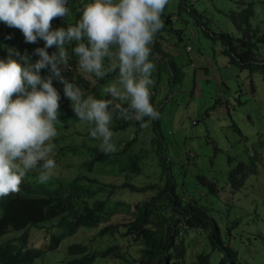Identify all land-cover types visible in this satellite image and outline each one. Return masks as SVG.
<instances>
[{"label":"trees","instance_id":"trees-1","mask_svg":"<svg viewBox=\"0 0 264 264\" xmlns=\"http://www.w3.org/2000/svg\"><path fill=\"white\" fill-rule=\"evenodd\" d=\"M90 2L92 0H67L66 6L69 9V14L64 19H54L52 27L75 25L82 15L84 4ZM232 4L233 7L225 11L232 30H222L225 33L220 34V40L224 47L229 45L224 53L230 54V60L240 65V67L257 70L264 78V61L260 56L261 54L264 56V32L257 23H254L255 21H261V12L260 10L257 12L253 0H233ZM178 6L181 7V5ZM170 9L171 7L167 11ZM211 11L220 13L219 10L215 9ZM170 16V13H167L164 9L161 17L163 25L168 24L172 27V31H177L178 35L181 36V28L171 25L172 19ZM183 17L185 18L187 15L183 13V16H180L177 20ZM196 17L195 21L201 23L203 15L196 13ZM163 30L162 28L160 31ZM160 31L156 34V37L159 34V38H163L165 34ZM202 31L205 36H212V38H216V36L207 32L210 31L213 34L218 32L217 30H208L207 27H203ZM9 34L12 36L11 39H7ZM43 46V40L38 41L36 44L25 43L20 30L9 28L0 23V58L7 56L6 50L8 47H14L21 54L27 52L31 61L34 62L39 58L33 54L34 49ZM73 47L74 44L71 43L66 45L69 63L68 69L63 73L64 77L80 87L84 93V98L91 95L96 99H111V96L103 90L118 75V71H109L103 78H96L94 74L84 73L79 67L78 58L72 51ZM151 47L152 53L153 50L160 51L161 49L157 44H152ZM55 50V48L48 49L50 54ZM164 55L159 59L156 57H150V59L160 63L161 68L157 66L159 74L161 70H167L165 73L168 83H166L164 76L161 77L163 83L171 89L173 84L180 81L182 65L178 61L176 51H170ZM107 63L106 61V67ZM162 67H165V69ZM41 74L47 75V71L42 70ZM54 86L60 93L64 94L62 84L54 81ZM154 96L156 97L154 94L151 96L152 104ZM60 100L71 104L65 96ZM117 102L122 103L124 107L128 106L127 101ZM219 103L220 101L214 102L211 107L216 109V118L222 122V126L227 131L228 129L223 120L224 112L230 114L232 107L229 99H227L224 103V107L227 109L219 111ZM156 110L160 115L158 119L148 121V126L151 128L148 126L142 128L140 122L133 121L132 114L128 119H123L119 114H116L110 126L114 134L113 142L116 145V151L111 154L102 152L99 147L100 140L90 135V128L93 125L83 121L81 123L76 122L73 117L63 116L62 123L55 126L58 134L53 140L55 151L52 158L56 164L60 165L68 155L78 156L77 161L73 162L76 173L75 175L62 176L54 172V179L46 184L35 181L32 178L33 175L29 173L30 175L27 174L24 178L21 191L18 194L0 198V236L8 233V230L27 227V231H23L22 235L0 240V261L2 264H30L46 250L56 248L65 237L77 234L81 228H97L98 240L107 238L106 235L108 234L115 235L117 233L126 236V232L127 234L132 232L134 235L130 238L135 241L140 251L136 264H177L178 258H181L186 252V243L182 237L177 239L178 228L174 227L178 219L187 222L188 227L205 231L211 250L220 253V256L213 261L210 252H200L196 255V259L192 264H245L240 257L239 248L229 244L228 236L235 228L241 230L244 222L249 220L255 222L253 214L260 215L256 207L257 203H251L252 207L248 210L246 206L240 207L239 211L236 208L235 201L236 193L239 191L238 187L246 182L248 185L244 187H247L250 194L252 189H256V186L260 187L259 192H262L264 187L263 179L257 175L264 170L261 169L264 164V123L262 129L253 135L256 138L250 140L251 134L243 132L239 122L229 115L228 126L238 133V138L235 140L237 144L234 143L235 148H233V151L226 154L227 166L223 172L225 176L207 181L208 192L201 193L206 197L205 199L199 196L193 197V200L190 201L182 198V194L185 192L183 189L186 185V179L183 180L180 176L183 174L185 176V171L188 172L190 167H188V164L194 166L197 161L193 159L194 155L192 157L186 156L192 148L181 151L173 147L172 141L179 139L182 129L181 127L176 128L172 139H167L170 131L162 128L161 107L159 106ZM208 112L209 110L205 111L206 114ZM219 115H222V117ZM67 120L70 122L63 124ZM145 120L147 121V118ZM135 124L138 130L152 134L150 147L158 158V165L161 167L160 175L163 180L140 186L126 179L121 181L118 185L121 188L132 191L151 189L155 190V193L142 204H135V209L132 212L129 211V207L126 205V209L132 216L129 222H110L98 227L100 223L107 221L113 214L111 211L113 206L111 207L109 204L111 193L103 197L102 184L96 181L99 178L89 175V172H98L100 171L99 167H105L120 173L137 164V159L126 153L124 148L130 143L133 144L137 137H117L118 130H123L129 125ZM172 125L174 124L172 123ZM73 126L78 127L73 131H69ZM212 137L219 139L218 132H214ZM220 144L227 145L226 142ZM215 148L220 149L218 145H215ZM137 150L144 159L148 152L141 147ZM68 162L65 161L64 166ZM222 166L223 162L219 159L218 167L222 168ZM65 168L67 169V167ZM133 172L134 174L137 173V167ZM251 174H254V177L250 179ZM198 175L202 176L203 174L198 173ZM221 181L224 182L219 185L218 182ZM111 187L115 188L116 186L112 185ZM220 188H226L228 190L227 195L232 199L225 208L228 212L223 220L225 224L223 227L212 214V209L206 205V199L211 196L209 193L213 195L211 196L213 199H216L217 195L223 198L219 194ZM84 195L90 198V204L86 202ZM255 197H258V195ZM244 199H241V205ZM121 226L124 227V230H121ZM30 230H32L31 235ZM35 238L37 242L33 240ZM66 253L67 256L63 259L65 264H88L94 261L97 256L103 258L112 256L129 261L127 257L129 253L123 250L118 243H111L108 246L107 244L97 243L96 248L85 239L70 238L67 242Z\"/></svg>","mask_w":264,"mask_h":264},{"label":"clouds","instance_id":"clouds-1","mask_svg":"<svg viewBox=\"0 0 264 264\" xmlns=\"http://www.w3.org/2000/svg\"><path fill=\"white\" fill-rule=\"evenodd\" d=\"M176 1V6L179 9L176 19L182 17L183 13L187 16L191 14L192 17L188 18V22L192 20V24H194L197 18L196 13L202 14L203 6H200L199 9L196 8L193 6V0ZM168 2L169 0H92V2L84 4L82 15L75 25L53 28L52 21L54 19H64L69 14V9L66 6L67 0H0V23L9 28L20 30L25 43L36 44L40 40L44 42L43 47L34 49L33 54L39 57L34 62L31 61L27 52L21 54L14 47H8L7 56L0 58V198L18 194L26 175L32 174L30 171L39 170L38 182L40 184H46L53 177L56 168V162L52 158L55 151L53 140L58 134L55 126L62 123L63 116H70L76 122L83 121L93 125L90 128V135L100 140V150L105 154L116 151V145L113 142L114 134L110 127L116 114H119L123 119H128L130 114H134L133 121L140 122L142 128L148 126V121L159 118L160 113L156 109L161 102L159 105L155 104L156 97L154 96L153 104L151 103L153 95L151 88L160 89V86L165 83L161 82L162 77L159 74L154 86L156 64L150 57H155L154 53L162 50L159 43L162 38H157L156 34L164 26L161 18L164 9L166 8L167 13L171 12V10L167 11ZM210 9L213 8L210 7ZM180 20L187 21V17ZM197 23V27L202 31V24ZM207 33L215 35L216 38L213 39H220V34L225 32L219 30L216 34L210 31ZM179 37L181 41H184L183 37L180 35ZM209 37L212 38V36ZM11 38L12 36L9 34L7 39ZM70 43L74 44L72 51L78 58L79 67L84 73L94 74L96 78H103L109 71H118V78L110 82L103 90L111 96V99H96L91 95L84 98L80 87L64 77L63 73L68 69L69 63L66 45ZM152 44L159 45L160 51L153 50L152 53ZM184 45L185 49L189 51L188 42H185ZM228 46L224 47L223 52ZM49 48L56 50L50 54ZM260 56L264 57L262 54ZM106 61L108 62L107 67ZM42 70H46L47 75H42ZM54 81L63 85L64 96L70 100L74 114L65 112L70 103L60 100V92L54 86ZM117 101H127L128 106L124 107ZM65 122L69 123L70 121ZM253 138L256 136L250 135V140ZM124 148L126 153L137 159L135 166L120 173L111 168L99 167L100 171L98 172H109L117 177L119 182L109 179L102 180L99 177L96 180L102 184L103 197L111 193L109 204L111 207L113 206L111 208L113 214L98 227L110 222H129V219L132 218L130 212L134 211L135 204H142L155 193V190L151 189L132 191L118 186L124 179L136 183L137 186L147 184L144 181L137 183V179L132 178L135 168L137 167L138 173L143 162L134 143H130ZM91 173L95 172L90 171L89 175ZM185 175V179H187L186 171ZM91 176L97 177V175ZM157 177L161 181L163 180L160 174ZM158 178L154 182H159ZM112 185L116 187L113 188ZM147 191L150 194L142 200L134 202L132 209L129 202L120 205L116 198L121 193L142 192L146 195ZM194 195L199 197L196 193ZM188 196L189 193L182 194L184 200ZM83 197L90 204V198L85 195ZM188 200L192 201L193 199ZM126 205L130 212L126 209ZM206 205L212 209L211 212L215 216L213 207L208 202ZM118 211L127 212L129 218L124 221H115L114 217ZM259 217L260 215L257 219ZM180 223L188 226L187 222ZM175 225L174 227L178 228ZM189 228L205 232L197 228ZM11 230L21 231L16 235L19 236L23 231H27V227ZM121 230H124V227L121 226ZM235 230L240 229L235 228ZM18 232H9L0 240L13 237ZM179 233L182 234L183 230L178 228L177 236ZM132 235H134L132 232L129 234L126 232V236L117 233L115 235L108 234L107 238L98 241L100 243L107 242L108 246L127 238L128 241L136 245L135 241L130 238ZM240 236L239 231L238 238ZM180 237L185 242L184 236ZM200 252L210 251L202 250L198 253ZM136 253L135 260L126 261L127 264L129 262L136 264L140 254L138 248ZM196 255L190 264L195 261ZM184 256L185 254L178 258L177 264H183ZM122 260L125 262L124 259ZM62 261L64 262L63 259ZM0 264H2L1 261Z\"/></svg>","mask_w":264,"mask_h":264},{"label":"rangeland","instance_id":"rangeland-1","mask_svg":"<svg viewBox=\"0 0 264 264\" xmlns=\"http://www.w3.org/2000/svg\"><path fill=\"white\" fill-rule=\"evenodd\" d=\"M253 1L255 2L257 12L259 10L261 12V21H255L254 23H257L264 32V0ZM232 2L233 0H193V6L198 9L200 6L204 8L202 11L203 17L201 18L203 27H207L211 31H231L232 26L229 18H226L225 11L233 7ZM176 3V0H169L167 4L168 8L171 7V25L175 27L181 26L180 28L183 31L181 37H183L185 42H188L190 49L189 51L185 49V42L180 40L181 38L177 31H172L171 26L166 24L163 27L164 30L160 32L165 34V39H160L159 35L157 36L160 39L159 43L162 46V50L158 53L155 52L153 56L162 57L167 52L176 51L178 61L182 65L181 77L180 81L173 84L171 89L166 84H163L159 90L152 87L151 93H155L156 95L155 104L159 105L163 99L162 104H160L163 121L162 128L164 130L169 129L170 131L167 139H172L174 130L181 127L182 130L179 139L172 141V145L175 149L181 151L186 148H192L186 156L192 157L194 155L193 159L197 161L194 166L188 164V167H190L187 172L186 185L183 189L187 194L189 193L186 200L195 197L194 193L205 199L206 197L201 192H208L207 181L213 178L220 179L221 176H225L223 172L227 166L225 160L226 154L233 151V148H235L234 143L237 144L235 140L238 138V133L228 126L229 115L232 119L234 118L239 122L243 132L247 129V132L255 135V133L262 129L264 123V78L259 71L251 70L249 67H240L237 63L232 62L230 60V54L227 55L223 52L224 45L219 38L213 39L205 36L197 27V22L194 24H192V20L188 22V18L192 17L191 14L187 16V21L183 20L181 22L180 19L177 20L176 17L179 9ZM210 7L219 10L220 13L211 11ZM156 58L159 59L158 57ZM154 63L156 64L154 71L156 73L154 77L155 86L159 77L157 66L160 67V63L158 61ZM162 68L165 69V67ZM165 71L167 72L166 69ZM165 71H160V77L164 76L166 79L167 75ZM117 78L118 75L114 77L113 81ZM166 83H168V79H166ZM60 96L64 98V94L60 93ZM227 99H229L232 110L230 114L224 112L223 120L228 129L226 131L225 127L222 126V122L216 118V109H212L211 106L214 102L220 101L218 110H226L227 108L224 107V103ZM206 110H209L208 114L205 113ZM65 112L74 114L71 104ZM219 116L222 117V115ZM132 117L134 119V114H132ZM77 127L73 126L69 131H73ZM148 127L151 128L150 126ZM136 130L138 131L137 133ZM214 132H218L219 139L212 137ZM134 136L137 137L134 142L135 148L138 149L141 147L148 153L141 163V170L137 174H133L132 178H136L137 183L141 181L145 183L157 181L161 167L158 165L157 156L150 150L152 134H148L140 129L138 130L136 124L129 125L125 129L117 131V137L129 138ZM224 142L227 145L220 144ZM215 145H218L220 149H216ZM77 157L76 155H68L60 165L56 164L54 172L62 176L75 175L76 169L73 162L75 163ZM219 159L223 162L222 168L218 167ZM65 161H69L66 166H64ZM261 169H264V164ZM30 172L33 175L32 178L38 182L39 170ZM198 173L203 175L200 176ZM91 175H97L102 180L109 179L113 182H119V179L109 172H95L91 173ZM257 175L261 176L264 183V170ZM185 176L183 174L180 178L185 180ZM253 177L254 174H251L250 179ZM51 179L54 178L52 177ZM222 182L224 181L218 182V184L220 185ZM247 185L248 183L246 182L244 185L238 187L239 191L236 193L235 201L236 208L240 211V207L243 208V206H246L248 210L252 207L250 205L251 203H257L256 207L260 213V217L257 219L258 216L253 214V220L255 222L249 220L243 223L241 230L233 229L229 233L228 241L233 247L239 248L240 257L246 264H264V187L262 188V192H259L260 187L256 186V189H252L250 194L247 187H244ZM227 191L226 188H220L219 194L223 198L217 195L218 197L213 199L211 197L213 195L209 193L211 196H208L206 199V202L213 207V213L222 224V227L225 226L223 220L226 218L228 212L225 208L228 206L227 203L232 200L227 195ZM142 194V192L130 194L121 193L116 198L120 205L129 202L130 208L132 209L134 202L142 200L150 192L147 191L146 195ZM257 195L258 197H255ZM243 198L245 199L242 200L241 205L240 201ZM128 218L129 214L122 211H118V214L114 217L115 221H124ZM183 221V219H179L175 225L179 230H183V233H179L177 238L183 235L187 246L183 264H190L195 255L202 250L210 251L213 261L216 260L220 254L217 251L211 250L205 232L194 231L183 223H180ZM96 229H79L76 235L65 237L55 249L46 250L30 264H64L62 259L67 256L65 247L70 238L85 239L97 248V243L100 242L96 235ZM239 231L241 236L238 238ZM9 232H18V230H10ZM20 232L14 236L20 234ZM31 232L32 230H30V235ZM8 233L1 235L0 239L7 236ZM33 240L37 242L36 238ZM106 243L104 242L103 244ZM118 244L123 250L129 253L127 255L129 261H134L137 256V246L135 244L134 246L133 242L128 241L127 238L120 240ZM88 264H127V262L117 257L103 258L97 256L94 261Z\"/></svg>","mask_w":264,"mask_h":264}]
</instances>
